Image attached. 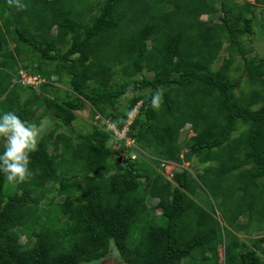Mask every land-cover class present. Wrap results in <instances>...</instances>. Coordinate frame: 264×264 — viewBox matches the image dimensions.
I'll use <instances>...</instances> for the list:
<instances>
[{"label": "trees", "instance_id": "obj_1", "mask_svg": "<svg viewBox=\"0 0 264 264\" xmlns=\"http://www.w3.org/2000/svg\"><path fill=\"white\" fill-rule=\"evenodd\" d=\"M36 3L0 0V115L51 114L56 126L31 155L28 182L0 173V264H100L111 254L119 264H264V56L253 41L264 0ZM21 67L46 79L41 93L16 79ZM85 109L95 119L87 132L75 123ZM97 115L135 143L113 138ZM194 156L195 172L166 176V162ZM225 175L232 183L213 185L219 218L195 190Z\"/></svg>", "mask_w": 264, "mask_h": 264}, {"label": "clouds", "instance_id": "obj_2", "mask_svg": "<svg viewBox=\"0 0 264 264\" xmlns=\"http://www.w3.org/2000/svg\"><path fill=\"white\" fill-rule=\"evenodd\" d=\"M245 1L255 2V0H244L239 2L244 3ZM7 3L9 6H14L17 10H24L27 7L23 0H7ZM205 16L208 15H201V19L208 18ZM9 41L8 42L10 44H14V46H11L12 48L18 45L15 41ZM225 53L226 52H224V54ZM220 60L221 63L224 62L223 57H221ZM27 69L28 68L22 67L19 71L20 76L16 79L19 80L25 88L38 91L37 88H41V85L46 82V79L40 74H36L33 70H30L29 72L26 71L27 74L24 75L22 70ZM24 94L29 96V91ZM162 96V89H157V91L153 94L151 104L154 109L158 110L161 106ZM140 104L141 102H139L130 113L129 123L136 115L137 107ZM41 111L42 108L40 109V112ZM47 117L53 118L51 114H47L44 115L39 123H33L21 119L14 111H7L0 115V173L5 175L6 180L10 184H23L28 182L34 176L35 173L33 169L30 168L31 155L38 151V146L48 126ZM97 117L99 118H96V122L99 120L100 124H104L107 130H111L113 132V138H125L127 141L125 142L126 147L131 144V138L126 136L127 126L120 129L113 120L103 117L102 115H97ZM53 120H55V118H53ZM186 126L192 128L191 123H187L184 127ZM89 129H91V127L82 128V131L87 132Z\"/></svg>", "mask_w": 264, "mask_h": 264}, {"label": "rangeland", "instance_id": "obj_3", "mask_svg": "<svg viewBox=\"0 0 264 264\" xmlns=\"http://www.w3.org/2000/svg\"><path fill=\"white\" fill-rule=\"evenodd\" d=\"M73 1V0H72ZM238 1H244V0H238ZM23 2L27 5V7L25 9H29V8H34L33 10H36L39 8L38 4L36 3V0H23ZM78 2L76 1V7H78ZM218 15V14H216ZM208 17V16H205ZM216 18V17H215ZM258 18L260 19V15L258 16ZM256 33L254 35V45L256 46V51L264 56V30L261 29V26L259 24L256 25V29H255ZM10 46H14L13 43L10 44ZM225 52V51H224ZM219 64H221V60L216 64V66H218ZM236 65H239L238 62H236ZM22 69V67L19 69V71ZM30 70H33L32 68H28L27 70H22V73L24 75L27 74V72H29ZM27 71V72H26ZM38 74V73H36ZM241 74L240 71H238V73H236V76H239ZM38 89V93H41L42 91H40V88ZM237 93L240 91V88H237L235 90ZM131 96V92H128V95H125L123 97V99H128V97ZM82 113V119H78L75 123L77 128H81L82 124H80L81 122L84 124V128H89L90 127V122L94 121L91 117V114L89 111H87L86 109L81 111ZM84 118V119H83ZM45 119V118H44ZM43 119V120H44ZM48 119V126L46 128V132H48L51 129V126L54 127L56 126V122L55 120H53V118L47 117ZM59 130H66L65 128H61L58 127ZM83 128V127H82ZM183 136L185 138H189L192 135H195V132L192 128H190L189 126H186L183 128L182 130ZM135 140L131 139L130 143L134 144ZM134 142V143H133ZM115 146V143H114ZM128 153L132 154V156H136L137 154L134 151L128 150ZM199 165V160L196 156H194L193 160L190 162H183L182 164H177L174 163V161H169L166 162L165 166H164V172L166 174L167 177L172 178L173 174L175 171H181L183 168H188L190 170H192L193 172H195V167ZM209 179V180H208ZM232 183V177L230 176L229 180L226 179V175L225 176H220V177H213V176H208L207 179L206 178H201L200 180V184L199 186L196 188L195 190V197H196V201H198L200 204H202L203 206H205L206 208H211L212 206L217 210L218 214H219V218H222L221 213H225L222 212V196H218L215 194V192L213 191V185H220V186H227L229 185V183ZM233 184H235V181H233ZM234 187H237L238 185H233ZM61 200V199H60ZM157 201L158 199H154L152 198L150 203H151V207L150 210L154 214H160L161 213V208L157 207ZM210 202V205H209ZM138 232L135 233V235H137ZM240 237L242 239L247 238L248 240H251V236H247V234L244 233H240L239 234ZM22 242L26 241V237L22 236L21 238ZM219 254H220V262L224 261V247L221 245L219 246ZM121 262V261H120ZM100 264H119L118 258L114 255L111 254V256L106 257L104 260H102V262Z\"/></svg>", "mask_w": 264, "mask_h": 264}]
</instances>
